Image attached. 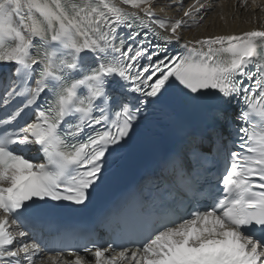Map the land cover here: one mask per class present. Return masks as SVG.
Returning a JSON list of instances; mask_svg holds the SVG:
<instances>
[{"label": "snow or ice", "instance_id": "snow-or-ice-1", "mask_svg": "<svg viewBox=\"0 0 264 264\" xmlns=\"http://www.w3.org/2000/svg\"><path fill=\"white\" fill-rule=\"evenodd\" d=\"M153 6L0 0V264H89L79 249L45 260L27 225L51 205H86L107 155L170 90L216 106L223 170L189 186L182 213L138 215L124 243L82 251L94 264H264V30L185 41L210 7L195 0L171 21ZM33 147L43 162L25 157Z\"/></svg>", "mask_w": 264, "mask_h": 264}, {"label": "bare ground", "instance_id": "bare-ground-1", "mask_svg": "<svg viewBox=\"0 0 264 264\" xmlns=\"http://www.w3.org/2000/svg\"><path fill=\"white\" fill-rule=\"evenodd\" d=\"M116 2L119 3V0ZM194 3L195 0H154L153 8L158 17L175 21L183 17V12ZM200 3L206 8L210 7L211 10L204 15L202 21L182 30L181 36L185 41L264 30V0H200ZM121 6L127 11H135L124 5ZM41 256L46 260L48 255L42 252ZM85 257L89 260V264H94V257L91 254ZM72 258L74 257L68 259ZM36 264H41V260L37 259Z\"/></svg>", "mask_w": 264, "mask_h": 264}]
</instances>
